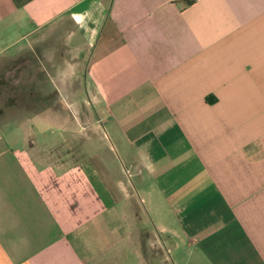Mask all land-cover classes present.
Segmentation results:
<instances>
[{
  "label": "crops",
  "instance_id": "crops-1",
  "mask_svg": "<svg viewBox=\"0 0 264 264\" xmlns=\"http://www.w3.org/2000/svg\"><path fill=\"white\" fill-rule=\"evenodd\" d=\"M0 87V264H264V0H0Z\"/></svg>",
  "mask_w": 264,
  "mask_h": 264
},
{
  "label": "rangeland",
  "instance_id": "rangeland-1",
  "mask_svg": "<svg viewBox=\"0 0 264 264\" xmlns=\"http://www.w3.org/2000/svg\"><path fill=\"white\" fill-rule=\"evenodd\" d=\"M36 90H26V89H18L15 88H7L0 87V125L5 122V117L9 118L11 115L10 121L6 122L5 129H14L18 125V121L16 117L18 116L15 112H21L19 116L27 117L31 114L32 110H35V94ZM39 100V97H37ZM24 126H28L30 121H26ZM24 127V129L26 128ZM27 130V129H26Z\"/></svg>",
  "mask_w": 264,
  "mask_h": 264
}]
</instances>
